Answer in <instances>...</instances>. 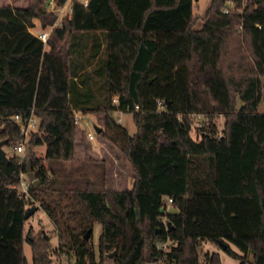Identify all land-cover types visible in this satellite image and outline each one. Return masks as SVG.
<instances>
[{
    "label": "trees",
    "instance_id": "obj_1",
    "mask_svg": "<svg viewBox=\"0 0 264 264\" xmlns=\"http://www.w3.org/2000/svg\"><path fill=\"white\" fill-rule=\"evenodd\" d=\"M50 1L0 6L4 147L14 149L22 139L16 114L34 111L39 119L24 161L17 153L0 159V264H146L161 257L157 245L168 239L175 264H221L219 252L201 259L205 243L239 264H264L263 80L231 75L222 131L212 114L196 124L216 71L194 54L193 43L199 34L264 38V0H212L200 30L195 0H88L87 6L75 0L45 44L30 29L36 19L44 29L54 25ZM53 1L60 7L67 0ZM74 111L100 115L99 136L121 146L133 170L131 188L109 187L106 173L93 180L66 169L84 137ZM117 111L133 114L136 133L115 119ZM43 145L39 157L35 148ZM29 161L40 185L24 193L18 186ZM166 198L178 212L166 211ZM36 201L55 227L56 247L51 235L27 229L26 212Z\"/></svg>",
    "mask_w": 264,
    "mask_h": 264
},
{
    "label": "rangeland",
    "instance_id": "obj_2",
    "mask_svg": "<svg viewBox=\"0 0 264 264\" xmlns=\"http://www.w3.org/2000/svg\"><path fill=\"white\" fill-rule=\"evenodd\" d=\"M75 0H67L63 6H56L53 3L48 4V9L53 10L57 15V20L54 23L56 26L60 25L64 17L71 16L72 4ZM85 1V0H77ZM7 2H11L12 6L25 7L28 4V0H0V6L5 5ZM212 0H195L193 11L197 16L196 30H200L204 24V17L211 5ZM47 29L51 30V27ZM55 28V27H54ZM34 34L38 35L43 30L40 20H35V27L30 29ZM49 30V31H50ZM52 32V31H51ZM50 32V34H51ZM194 54L198 56L201 61L206 63H212L216 71V77L212 85L205 90L203 98L205 101L206 93L209 96L211 103L215 106V112L212 114L213 119L216 121L219 131H222L225 123V112L227 110L228 102L225 84L229 80L231 75H261L264 84V38L256 39L250 36L242 34L227 35V36H207L196 35L193 40ZM46 50H49V46L46 45ZM200 94V93H199ZM243 104L239 103L237 108L240 110ZM259 113L264 114V90L262 100L258 108ZM115 119L127 128L130 134H134L137 131L134 123L132 113L114 112ZM207 112L199 105V111L195 115V123L199 124L206 120ZM84 120H80L78 125V131L84 133V137H79L77 144V160L74 163H66V169H71L72 175L80 176L82 172H85L93 180L101 179L106 173L107 185L117 190H123L131 188L134 183L133 170L127 162L124 153L121 150V146L104 139L96 132L95 126L104 127V122L100 119L99 114L83 113ZM86 121L90 122V125L86 124ZM1 128V126H0ZM92 132L95 135V140L91 141L88 138V133ZM192 136L195 139H200L198 130L193 128ZM30 139V138H29ZM28 139V142H29ZM28 142L26 144V153ZM85 146L88 148L85 149ZM8 154H15V150L6 147ZM39 157H43L46 151V146H38L35 148ZM43 163L47 166V162L43 160ZM25 187L20 184L18 186L19 191L23 188L28 190L31 182L25 175ZM30 208L36 207L37 211L28 218L27 229L34 228L35 232L44 231L52 236L53 245L56 247L59 244V237L55 231V227L47 215L40 208V203L36 201L29 206ZM172 207L170 209L172 210ZM102 226L96 224L93 235V244L98 245V240L101 234ZM235 251L239 252V249L235 245H231ZM201 259L204 261L207 253L219 252L221 255V264H239V261L216 244L205 243L201 247ZM25 252L29 261L32 260V251L28 243H25ZM65 260V259H64ZM66 261V260H65ZM58 260H54V264H58Z\"/></svg>",
    "mask_w": 264,
    "mask_h": 264
},
{
    "label": "built area",
    "instance_id": "obj_3",
    "mask_svg": "<svg viewBox=\"0 0 264 264\" xmlns=\"http://www.w3.org/2000/svg\"><path fill=\"white\" fill-rule=\"evenodd\" d=\"M85 6L88 5V0L85 1H81ZM50 3H53V0L50 1ZM62 22L60 23L61 26ZM56 26V24L51 27L50 29H46L45 31L43 30V32H41L40 34H38L37 36L45 43L47 44L48 42V38L50 35V32L54 29V27H58ZM50 30V31H49ZM114 101H117V97L114 98ZM158 106H159V110H162L163 108V101H159L158 102ZM75 116H76V123L79 125L80 124V120H84V116H83V112L81 111H74ZM13 121L14 123L19 127L20 131H21V135H22V139L21 141L14 147L15 152L21 156V160L20 162H23L25 159V153H26V144L28 142V139L30 138L31 134L37 130L38 126H39V119L38 117L35 115L34 111H32L31 115L29 117H22L19 114H16L13 117ZM87 125H90L89 121H86ZM88 138L91 141H94L95 135L92 132H89L88 134ZM27 176V171L26 173H22V179H21V184L22 186L25 185V180H23L24 176ZM29 179V178H28ZM25 187V186H24ZM29 189V187H28ZM20 192H24V193H28L27 189H24ZM166 202H168V206L166 208V211L169 213H173L170 209L172 205V199L170 198H166L165 199ZM173 246V242L171 240H166L164 242H160L157 245V250L159 252H161V257L160 258H155L152 262L146 263V264H175L174 262H171L168 259V252L170 251L171 247ZM60 264H72L71 262H67V261H62L60 262Z\"/></svg>",
    "mask_w": 264,
    "mask_h": 264
},
{
    "label": "water",
    "instance_id": "obj_4",
    "mask_svg": "<svg viewBox=\"0 0 264 264\" xmlns=\"http://www.w3.org/2000/svg\"><path fill=\"white\" fill-rule=\"evenodd\" d=\"M205 105H206V112L207 114H213L215 112V106L211 103L208 94L206 93L205 95ZM96 132L99 134L101 132V127L100 126H95ZM6 144V141H0V159L4 162H7L9 160L8 155L6 153V151L4 150V146ZM27 177L29 178L31 184L34 187H38L40 185V180L37 177L36 172L33 170L32 166H31V162L29 161L27 164ZM37 211L36 207H32L30 208L27 212H26V218H29L32 214H34ZM161 213L164 214L165 213V208H162ZM169 225H171V223H168ZM92 230H89L86 234V238L89 239L90 237V233ZM220 244L223 246L224 249L227 248V244L223 241L220 242ZM115 253L111 254V256H113Z\"/></svg>",
    "mask_w": 264,
    "mask_h": 264
},
{
    "label": "crops",
    "instance_id": "obj_5",
    "mask_svg": "<svg viewBox=\"0 0 264 264\" xmlns=\"http://www.w3.org/2000/svg\"><path fill=\"white\" fill-rule=\"evenodd\" d=\"M8 4H10V5H12V3L11 2H7L5 5H8ZM31 31V30H30ZM32 32V31H31ZM33 33V32H32ZM36 35V34H35ZM4 150L6 151V153H7V155H8V152H7V150H6V148L4 147ZM172 212H178V209L176 208V207H172V210H171Z\"/></svg>",
    "mask_w": 264,
    "mask_h": 264
}]
</instances>
